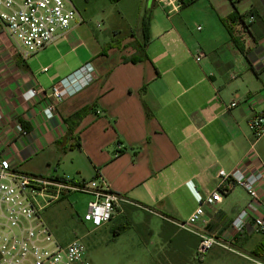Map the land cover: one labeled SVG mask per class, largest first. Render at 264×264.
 I'll use <instances>...</instances> for the list:
<instances>
[{"label":"crops","instance_id":"1","mask_svg":"<svg viewBox=\"0 0 264 264\" xmlns=\"http://www.w3.org/2000/svg\"><path fill=\"white\" fill-rule=\"evenodd\" d=\"M69 1L79 13L72 27L27 60L0 23V148L23 173L103 179L134 204H123L101 228L112 225L123 233L120 221L126 219L136 230L144 225L153 233L151 219L159 218L162 247L163 233H177L175 259L167 264H191L197 249L187 240L198 236L175 223L187 221L216 190L220 170L248 162L254 141L248 122L264 113V0H195L176 14L157 0H138L137 7L136 0H120L118 15L136 13L139 25L125 35L113 28L107 38L88 22V0ZM106 13L102 8L97 16ZM235 15L239 19L232 21ZM146 17L149 40L139 55ZM88 62L95 80L46 118L53 86ZM31 89L39 93L27 100ZM19 124L27 135L18 133ZM256 150L264 161V137ZM62 167L67 169L61 174ZM238 188L221 203L204 205L194 229L226 240L250 203L248 195L237 201ZM259 194L256 216L264 218V181ZM228 243L253 253L264 235L248 226Z\"/></svg>","mask_w":264,"mask_h":264},{"label":"built area","instance_id":"2","mask_svg":"<svg viewBox=\"0 0 264 264\" xmlns=\"http://www.w3.org/2000/svg\"><path fill=\"white\" fill-rule=\"evenodd\" d=\"M157 1L166 5L169 14H176L186 3L195 0ZM230 1L236 3L238 0ZM78 15L69 0H0V23L15 43L20 56L26 60L69 31ZM201 57L199 55L197 61ZM94 71L93 64L88 62L53 86L44 111L46 118H53L57 106L67 97L89 86L95 80ZM38 93V90L31 89L24 96L30 100ZM2 116L0 112V120ZM248 125L254 137L246 155L248 162L230 172L220 170L216 190L203 200L187 221L175 223L200 238L196 250L200 259L214 246L227 249L225 242L245 233L248 226L264 235V218L256 216L260 204L259 188L264 181V161L257 153L256 145L264 137V113L252 116ZM17 131L27 135L20 124L17 125ZM254 159L257 164L251 168ZM238 187L246 191L250 203L231 223L226 233L227 239L221 240L214 235L197 232L194 226L205 215L204 205L221 203L225 195ZM72 193H84L92 197L83 221L90 223L94 229L111 222L115 213L122 211L123 204H134L113 192L103 179L85 182L17 171L0 148V264H94L79 239L65 246L58 244L42 219L47 207ZM253 262L264 264V261L259 260Z\"/></svg>","mask_w":264,"mask_h":264},{"label":"rangeland","instance_id":"3","mask_svg":"<svg viewBox=\"0 0 264 264\" xmlns=\"http://www.w3.org/2000/svg\"><path fill=\"white\" fill-rule=\"evenodd\" d=\"M137 6L138 0H136ZM146 6L144 2L143 9ZM86 7L91 13L88 22L101 37H111L113 28L117 29L116 32L125 35L136 30L139 25L136 13L131 17L127 15L123 19L118 15L120 6L110 0H88ZM109 7L112 8L109 10ZM102 8H107V13L97 16V12ZM109 11L115 13V16L108 17ZM65 169L67 168L58 169L59 173L62 174ZM237 193L238 202L247 196L242 188H238ZM90 200L88 194L72 193L43 211L42 219L58 244L65 246L79 239L86 249L88 258L94 264H167L166 261L169 260L174 247L169 243L162 247L159 218L151 219L153 233L149 241L146 240L145 233H139L126 219L120 221L126 227L123 233H116L117 230H114L112 225L97 230L82 220ZM132 219L137 222L135 218ZM225 244L228 245L227 249L214 246L202 260L195 256L191 264H255L254 256L248 248L228 242Z\"/></svg>","mask_w":264,"mask_h":264},{"label":"trees","instance_id":"4","mask_svg":"<svg viewBox=\"0 0 264 264\" xmlns=\"http://www.w3.org/2000/svg\"><path fill=\"white\" fill-rule=\"evenodd\" d=\"M110 1L116 3V2H119L120 0H110ZM238 1H240V0H238ZM231 19H232V21H235V20L239 19V17H237L235 15ZM143 32L145 35L144 43L136 45L139 55H142L144 53V50L147 47L148 40H149V18L148 17H146L143 21ZM145 57H147V55ZM130 60L131 61H137L136 57H132ZM88 111H89V109H85V110L79 112L78 114H76L74 116V118H78V119L82 118ZM145 228H147V226H144V225L137 226V230L139 231V233H145L146 234V240L149 241V238L152 236V232L151 231L145 232ZM125 229H126L125 226L121 227L120 231H124ZM175 234H177V233H163L164 242H166L167 244L168 243L172 244L174 246L176 240L173 239V237L175 236ZM199 239L200 238L193 236L192 239L189 238L187 240V242H188V244H190L193 247V249L194 248L197 249L199 244H200ZM173 251H174V249H173ZM252 254L254 257H259V258H262L264 260V244H261L259 247H257V249H255ZM195 256H197V255L194 254V257ZM173 259H175V257L170 255L168 262L172 261Z\"/></svg>","mask_w":264,"mask_h":264}]
</instances>
